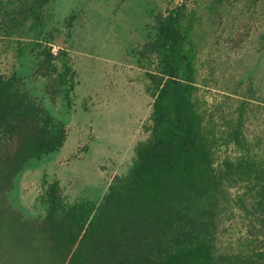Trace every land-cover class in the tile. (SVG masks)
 <instances>
[{
	"label": "trees",
	"instance_id": "1",
	"mask_svg": "<svg viewBox=\"0 0 264 264\" xmlns=\"http://www.w3.org/2000/svg\"><path fill=\"white\" fill-rule=\"evenodd\" d=\"M52 1L0 0V35L14 36L33 23L38 62L29 79L43 81L45 95L52 102L60 98L70 111L76 72L69 45L83 6L47 30L44 10ZM191 1L156 13L143 28V46L132 49L150 81L152 114L150 137L137 145L129 171L112 177L99 203H70L58 180L47 183L45 215L35 219L38 236L33 239L30 229L21 233L27 252L56 256L60 264H264V161L243 154L216 164L217 139L194 101ZM240 127L228 141L237 147ZM67 138L66 123L54 118L24 77L0 74V227L23 224L7 210L16 179L32 162L57 154ZM235 186L242 193H232ZM232 207L245 236L236 250L220 252L221 220Z\"/></svg>",
	"mask_w": 264,
	"mask_h": 264
},
{
	"label": "rangeland",
	"instance_id": "2",
	"mask_svg": "<svg viewBox=\"0 0 264 264\" xmlns=\"http://www.w3.org/2000/svg\"><path fill=\"white\" fill-rule=\"evenodd\" d=\"M180 3L53 0L44 10L47 30L83 6L69 45L76 72L70 111L60 98L52 102L45 95L43 81L29 79L38 62L33 23L14 36L0 35V74L24 77L54 118L66 123L68 133L57 154L32 162L16 179L7 210L23 224L5 221L0 227V264H60L56 256L27 252L21 236L28 229L33 239L38 236L35 219L45 215L41 197L47 183L58 180L70 203H99L112 177L127 174L137 145L150 137L152 114L150 81L132 49L143 46V28L156 13ZM188 10L195 12L194 101L204 125L211 128L209 136L217 139V166L243 154L264 161V0H192ZM239 122L242 144L237 147L228 141ZM242 191L239 186L231 188L232 193ZM221 223L219 251L236 250L245 236L237 207L228 209Z\"/></svg>",
	"mask_w": 264,
	"mask_h": 264
}]
</instances>
